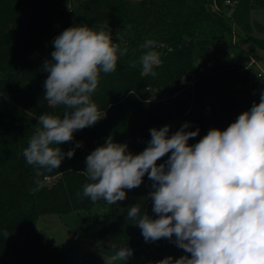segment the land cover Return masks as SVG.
Instances as JSON below:
<instances>
[{
  "label": "trees",
  "instance_id": "1",
  "mask_svg": "<svg viewBox=\"0 0 264 264\" xmlns=\"http://www.w3.org/2000/svg\"><path fill=\"white\" fill-rule=\"evenodd\" d=\"M225 1L244 32L264 6L0 0V264H106L36 227L42 213L106 201L96 238L107 251L155 264H262L264 81L235 63L196 69L230 35ZM252 45L264 61V37ZM46 113L56 114L48 127L31 123ZM252 117L262 122L245 123Z\"/></svg>",
  "mask_w": 264,
  "mask_h": 264
},
{
  "label": "rangeland",
  "instance_id": "2",
  "mask_svg": "<svg viewBox=\"0 0 264 264\" xmlns=\"http://www.w3.org/2000/svg\"><path fill=\"white\" fill-rule=\"evenodd\" d=\"M69 4L70 2H65L63 5L64 7H69ZM224 5L229 6L228 9L222 8L221 11H223L226 22L230 25V35L228 33L225 34L222 41L215 43L221 49L220 53L212 51L207 56L199 57L196 69L199 72H204L216 63L226 62L247 67L255 74L264 72V61L260 58L262 52L252 45V37H264V6L250 12L249 21L252 29L249 32H244L229 19L234 2L225 1ZM158 62L159 57L153 58V63ZM181 81L184 82V79H181ZM55 118L56 114L50 113L41 116H31V123L46 128ZM259 122H262V119L252 117L245 123ZM128 129V124L122 128L124 131ZM175 166L181 170L186 169V164L182 162H175ZM54 178L55 175L46 176L44 181L46 184H50ZM263 219L264 215L257 218V226L259 228L255 227V230H258L256 239L259 241L257 245L262 264H264V230L261 227ZM108 220L109 204L106 201L95 205L90 210L78 209L67 213H42L36 220V227L48 240L53 241L58 247L71 244L84 249L88 248L87 246L95 247V245H98L100 248L99 256L104 259L106 264H152L144 256L126 258L118 252H110L101 247L102 243L96 238V231L99 227L105 225ZM74 236H76V239L73 238Z\"/></svg>",
  "mask_w": 264,
  "mask_h": 264
},
{
  "label": "built area",
  "instance_id": "3",
  "mask_svg": "<svg viewBox=\"0 0 264 264\" xmlns=\"http://www.w3.org/2000/svg\"><path fill=\"white\" fill-rule=\"evenodd\" d=\"M256 75L264 81V72H259ZM73 238L76 239V236H74ZM151 263L155 264L156 261H152Z\"/></svg>",
  "mask_w": 264,
  "mask_h": 264
},
{
  "label": "crops",
  "instance_id": "4",
  "mask_svg": "<svg viewBox=\"0 0 264 264\" xmlns=\"http://www.w3.org/2000/svg\"><path fill=\"white\" fill-rule=\"evenodd\" d=\"M88 248H84V249H95V251L98 253L99 252V246L98 245H95V247H92V246H87ZM97 247V248H96ZM99 254V253H98Z\"/></svg>",
  "mask_w": 264,
  "mask_h": 264
}]
</instances>
